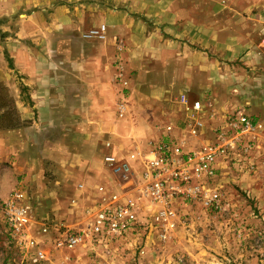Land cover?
<instances>
[{"label":"crops","instance_id":"0c3cea01","mask_svg":"<svg viewBox=\"0 0 264 264\" xmlns=\"http://www.w3.org/2000/svg\"><path fill=\"white\" fill-rule=\"evenodd\" d=\"M100 24L105 39L83 37ZM255 43L263 0H0L1 196L21 176L51 208L76 205L63 212L79 226V200L111 184L104 154L138 163L158 108L186 118L180 96L214 103L235 79L223 62L259 59Z\"/></svg>","mask_w":264,"mask_h":264},{"label":"rangeland","instance_id":"374dc122","mask_svg":"<svg viewBox=\"0 0 264 264\" xmlns=\"http://www.w3.org/2000/svg\"><path fill=\"white\" fill-rule=\"evenodd\" d=\"M259 3L262 4L261 1ZM261 6L255 11H260ZM254 46L260 47L261 57L252 58L250 64L243 62L242 57L223 62L224 71L230 70L228 73L233 74L235 79L226 89L223 88V92L209 93L214 94L211 96L219 114L241 109L250 115V110H256L254 115H260L258 118L264 126V43H255ZM227 76L222 74V81H228ZM224 85L227 86L225 82ZM246 98L250 99L249 103ZM3 101L6 102V96H3ZM180 111V108H158L151 129L145 132L148 148H142L138 163L130 162L134 171L138 172L142 167L141 160L147 156L151 144L166 136L183 143L185 150L209 142L211 135L206 130L207 126L200 130L197 137L187 134L189 122L181 116ZM6 123L7 120L1 122L4 127ZM254 162L257 167L223 161L216 167L214 178L201 180L205 188L215 189L222 196L224 209L221 211L205 207L200 202L175 198L167 211V221L173 223V227L165 240L160 231L166 221L158 217L161 203L139 197L131 190V196L140 208L139 219L143 228L135 236V247L122 252L120 260L110 259L105 253L91 250L85 245L55 250L48 238L38 235L34 228L31 235L36 246L26 250L10 238L0 213V264H264V146ZM110 182L109 185H115L112 177ZM18 184L25 185L32 195L30 197L38 219L48 216L75 226L63 211L76 205L64 202L58 208H51L46 202H41L43 196L36 191L35 185L34 188L21 176L16 177L12 188ZM1 198L4 196L0 194ZM91 203L79 200L76 211L80 214L81 223L85 221L82 211L88 209ZM143 229H147L145 234ZM36 249H41L43 254L39 259L34 254Z\"/></svg>","mask_w":264,"mask_h":264},{"label":"built area","instance_id":"2783aa9c","mask_svg":"<svg viewBox=\"0 0 264 264\" xmlns=\"http://www.w3.org/2000/svg\"><path fill=\"white\" fill-rule=\"evenodd\" d=\"M105 36L104 24L90 28L83 34L85 38L102 40ZM122 47V43L116 44L117 51H121ZM116 64L114 81L125 88L127 80L123 77L121 64ZM179 100L187 113V134L197 137L200 130L207 126L206 130L211 135L209 142L185 150L183 143L166 136L151 144L147 156L141 160L142 167L138 172L134 171L128 159L104 154L103 163L115 185L95 187V199L88 209L82 211L85 221L79 226H71L48 216L38 219L29 190L25 185L18 184L0 199V213L10 238L24 249H32L36 246L31 235L34 228L38 235L48 238L55 250L85 245L91 250L105 253L110 259L120 260L122 252L135 247V236L143 228L139 219L140 208L131 196V190L139 197L161 203L158 217L166 221L160 231L164 240L173 227L166 216L169 204L175 198L200 202L216 211L223 210L220 193L205 188L201 180L214 178L216 167L223 161L228 160L232 165L247 163L249 167L256 166L254 159L264 146V126L261 120L241 109L223 114L217 123L209 122L204 117L206 111L210 112L209 115L213 114L208 119L219 115L209 96L205 101L202 98L188 101L185 96H180ZM123 109H120L119 117L123 115ZM119 188L122 189L119 191ZM146 230L143 229L144 234ZM34 254L38 259L43 256L41 249H36Z\"/></svg>","mask_w":264,"mask_h":264}]
</instances>
